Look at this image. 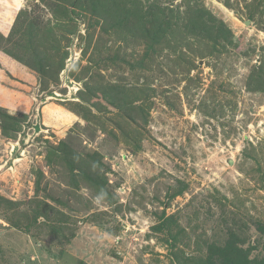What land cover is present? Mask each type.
Returning <instances> with one entry per match:
<instances>
[{
    "label": "rangeland",
    "instance_id": "374dc122",
    "mask_svg": "<svg viewBox=\"0 0 264 264\" xmlns=\"http://www.w3.org/2000/svg\"><path fill=\"white\" fill-rule=\"evenodd\" d=\"M231 230L264 264V0H0V264H197Z\"/></svg>",
    "mask_w": 264,
    "mask_h": 264
},
{
    "label": "trees",
    "instance_id": "16d2710c",
    "mask_svg": "<svg viewBox=\"0 0 264 264\" xmlns=\"http://www.w3.org/2000/svg\"><path fill=\"white\" fill-rule=\"evenodd\" d=\"M159 229L160 228H157L156 230L159 231ZM231 231H232V233H230V235L232 237H230L229 240H227L225 244L222 242L223 243L222 249L216 247L213 244L212 247L215 248L217 250V252L214 251L212 253V256H210V254H206L205 257H208L207 261L205 260V257L198 258L197 264H206L205 262H207V264H254L253 262L249 261L248 258H249L250 252L253 249H256L257 245H255V246L252 245L249 247L248 250L247 249L244 250L242 248V246L240 245V244H243V241L241 239L237 240L235 238L233 232H236V231H234V230H231ZM171 247H174V249L176 248L174 245H172ZM174 249H172V250H174ZM173 254H175V253H173ZM184 255L186 256L187 254L185 253ZM214 255L217 256L216 259H213ZM187 257L188 256H186V258ZM186 261H190V260L180 259L178 261V263L179 264H185ZM190 264H193V262L190 261Z\"/></svg>",
    "mask_w": 264,
    "mask_h": 264
},
{
    "label": "crops",
    "instance_id": "0c3cea01",
    "mask_svg": "<svg viewBox=\"0 0 264 264\" xmlns=\"http://www.w3.org/2000/svg\"><path fill=\"white\" fill-rule=\"evenodd\" d=\"M8 4H10V3H8ZM17 4V3H16ZM16 4H15V7H16Z\"/></svg>",
    "mask_w": 264,
    "mask_h": 264
}]
</instances>
